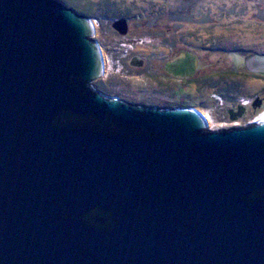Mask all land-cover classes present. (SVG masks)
<instances>
[{
	"label": "water",
	"instance_id": "obj_1",
	"mask_svg": "<svg viewBox=\"0 0 264 264\" xmlns=\"http://www.w3.org/2000/svg\"><path fill=\"white\" fill-rule=\"evenodd\" d=\"M92 34L56 0H0V264H264V119L104 100Z\"/></svg>",
	"mask_w": 264,
	"mask_h": 264
},
{
	"label": "flooded vegetation",
	"instance_id": "obj_2",
	"mask_svg": "<svg viewBox=\"0 0 264 264\" xmlns=\"http://www.w3.org/2000/svg\"><path fill=\"white\" fill-rule=\"evenodd\" d=\"M112 25L110 31L114 35L128 37V40L105 46L96 39V35H101L100 28L93 24L92 39L100 51L102 74L92 82L91 90L104 100L116 98L129 106L156 111L191 108L209 124L199 110L201 102L191 105V98L197 91L203 90V94L210 91V97L215 101L214 115L227 128L242 127L236 123L264 109V94L254 95L248 103L244 96L239 97L238 94L223 96V88L230 86V92H234L233 86L238 87L232 80L223 83L224 79H264V76L249 73L245 69L244 57L240 56L236 64L230 59L221 61V57L215 58L219 60L212 63L209 60L213 59L211 47L187 46L181 38L174 39L170 29L153 35V40L146 42L132 38L127 23L124 34L114 30ZM142 42L144 45L134 48Z\"/></svg>",
	"mask_w": 264,
	"mask_h": 264
},
{
	"label": "rangeland",
	"instance_id": "obj_3",
	"mask_svg": "<svg viewBox=\"0 0 264 264\" xmlns=\"http://www.w3.org/2000/svg\"><path fill=\"white\" fill-rule=\"evenodd\" d=\"M56 1L88 16L95 26L98 25L101 35H96V39L105 46L128 40V37L120 38L110 31V24L124 19L131 37L137 41L151 42L153 35L170 29L172 37L181 38L187 46L211 47L213 59L209 60L212 63L221 57V61L230 59L236 64L240 56L247 58L264 54V0H83L77 5L74 1L78 0ZM142 45L144 42L134 48ZM230 80L238 87L233 86L234 92H230V86L223 88V96L238 94L239 97L244 96L248 103L254 95L264 94V87L253 92L247 89L249 83H264L260 77L224 79L223 83ZM201 91L193 95L192 89L191 105L201 102L199 110L208 119L210 130L227 128L214 115L215 101L210 97V91L204 94ZM216 100L220 102L218 98ZM262 111L264 109L236 124L245 126Z\"/></svg>",
	"mask_w": 264,
	"mask_h": 264
},
{
	"label": "bare ground",
	"instance_id": "obj_4",
	"mask_svg": "<svg viewBox=\"0 0 264 264\" xmlns=\"http://www.w3.org/2000/svg\"><path fill=\"white\" fill-rule=\"evenodd\" d=\"M264 87V83H249L248 85H247V89L249 90V91H251V92H253V91H257V90H261L262 88ZM250 92V93H251ZM264 119V113L263 114H261L258 118H257V122H259V121H261V120H263ZM218 128H220V127H218ZM225 129H227V128H225ZM213 130V129H212Z\"/></svg>",
	"mask_w": 264,
	"mask_h": 264
},
{
	"label": "built area",
	"instance_id": "obj_5",
	"mask_svg": "<svg viewBox=\"0 0 264 264\" xmlns=\"http://www.w3.org/2000/svg\"><path fill=\"white\" fill-rule=\"evenodd\" d=\"M263 113H264V111H262L257 117L253 118V121L249 122V124H250V123L257 122V118H258L261 114H263Z\"/></svg>",
	"mask_w": 264,
	"mask_h": 264
},
{
	"label": "trees",
	"instance_id": "obj_6",
	"mask_svg": "<svg viewBox=\"0 0 264 264\" xmlns=\"http://www.w3.org/2000/svg\"><path fill=\"white\" fill-rule=\"evenodd\" d=\"M81 1H83V0L74 1V4L77 5Z\"/></svg>",
	"mask_w": 264,
	"mask_h": 264
}]
</instances>
